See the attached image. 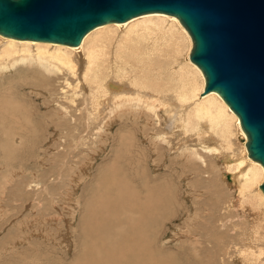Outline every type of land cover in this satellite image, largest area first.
<instances>
[{
    "label": "bare ground",
    "instance_id": "bare-ground-1",
    "mask_svg": "<svg viewBox=\"0 0 264 264\" xmlns=\"http://www.w3.org/2000/svg\"><path fill=\"white\" fill-rule=\"evenodd\" d=\"M160 14H144L124 23L97 27L83 37L78 47H70L71 49L66 45L18 40L0 35V80L7 75L10 76V74L17 76L18 73H21V70H26L27 72H34L37 77L32 80H24L20 77L21 86L31 85L33 91H37V88L42 89L41 87L44 86L42 91L44 88L47 91V87L51 85V88L53 87L52 82L50 85V79L53 75L59 74L61 79H63L64 87L62 84L59 85L62 86L61 90L72 86L70 79H74L76 84L73 87L76 90H70L72 93L70 101L72 102L75 99V95H82L80 96L82 100L79 99L81 101L79 104V101L72 103L73 105L74 103L77 104L74 106L75 108L71 106L72 104L65 106L58 104V102L53 103L58 98H53L54 100H52L55 113L52 112L51 120H49L53 134H49V136L52 135V139L56 141H59V137L60 139L71 137L72 139L73 129L75 131L80 130L79 138L81 139L87 138L93 141L89 135L94 133L98 139L100 138L105 141L103 143H106V137L98 133L110 134V130H108L110 126L109 118L106 122L99 121L106 112L109 113V116L114 114L113 117L118 118V121H122L121 127L129 133L132 132L127 128V123H129L127 119L134 118L139 123L140 127L137 132L143 141L146 144H149V141L154 143L155 150L149 146L152 152L158 151V143H161V146L168 147L171 143L169 136L172 139H176V136L192 138L194 141H188L190 144H188L187 151L184 153L186 158L205 165L206 158L203 153H206L208 156L212 155L217 163L222 161V164L220 163L222 168L219 169L223 171V175L216 176L217 178L220 177V179L218 178L220 187H223L228 192V195L224 196L226 192L222 195L224 198L228 197L225 199L228 205L227 210H230L231 207L236 210L238 203H241L242 207L247 205V209L249 206L248 210H250V213L258 218H249V216H246V209L243 208L245 210L242 213L238 214L236 212L237 222L232 223V229L228 232L225 226L219 225V223L216 224L218 221L215 215L211 218L212 222H210L209 218H201L200 220V218L195 217L198 225H195L197 222L193 221V225L196 227L194 231L191 230L190 232L192 234L195 233V236L207 234L208 240H206L210 242L211 246L206 248V245L197 247L195 244L191 246L187 244L188 248H186L183 245L180 253H177L179 250L177 251L176 247V256L181 261L178 262L176 256H167L161 259L162 255H158L161 250L157 248V241L159 233H161V224L170 219L174 212L172 210L173 207H171L172 205L175 207L174 200L176 199L175 194L172 193L173 187L171 188L170 183L166 180L167 176L162 177L159 181L158 178L151 179L147 177L146 170L149 157L146 156L145 150L148 148L141 144V139L138 140L140 143H138L137 147L131 137L120 134V146H122L123 151L116 154V157H118L116 158V164L105 166L100 171L96 182H93L95 186L94 192L92 195L88 194L84 210L81 213L80 223L85 240L81 244V247H83L81 249L82 252L75 257L73 264H235L234 257L232 256L233 258L231 259V255L229 256L231 249L236 251L237 259L240 258L239 262L241 263L238 264H264V224L262 220L264 214V192L261 189V185L264 182V167L249 156L246 146L248 136L243 131L238 116L217 92H204L206 85L205 76L201 69L191 61L190 54L187 56L188 60L180 57L183 52L182 49L180 53V49L181 47L183 48L186 42L193 47L192 41L190 43L192 39L188 31L176 17ZM168 17L174 18L178 22L173 19L170 20ZM192 47L189 48L192 50ZM72 49L81 55L80 58ZM14 70H16L15 73H13ZM15 80L8 78L6 85L3 83L0 88V140L1 137L5 140V143L1 141L0 144L2 145V153L10 154L17 151V147L11 144L10 136L26 134L31 128L27 122L28 120L21 117L23 111L19 107L11 105L10 90L16 89ZM78 89L79 91H77ZM67 98V100L70 99L69 97ZM72 98L74 99L72 100ZM64 102L69 104V101ZM125 115H127V119L122 117ZM56 136L58 137L55 138ZM100 139L98 140V145ZM177 139L179 140L180 138ZM183 145L185 147V144ZM130 146H135L138 149L131 153ZM86 147L89 146H81L80 148ZM58 148L60 147L55 143L50 148L48 157L50 162H55L56 158H54V155L58 154ZM77 149L79 150V147ZM179 150L181 149L179 148ZM175 151L178 152V148ZM164 152H162V155H164ZM129 153L131 154L126 158H121ZM82 155L84 154L82 153ZM178 155L180 156V153ZM178 155L176 154V156ZM180 157L182 161V156ZM151 160H153L154 165L157 163V157L152 156ZM120 161H124L121 167L118 165ZM162 162L164 163V161ZM183 162L185 161L183 160ZM181 165L183 167L185 164L181 162ZM195 168L198 169L197 167ZM199 170L198 173H202ZM205 173L206 170L204 171ZM215 173L220 172L215 170ZM14 174L17 173L12 172L8 178L5 177L6 179H2L3 181L0 183L1 201H11L10 196H12L13 191L10 190L9 187L11 186L9 184L15 182L13 180V176L16 177ZM77 174L78 176L80 175L79 173ZM133 174L134 176H132ZM213 174L212 176H215ZM43 175L42 177H44ZM210 175L209 178H211ZM205 176L206 182H208L207 175ZM169 177L171 176L169 175ZM72 178L73 181H77L74 176ZM186 178L188 180L189 177L186 176ZM70 180L69 178L65 185H68ZM17 183L14 188L21 189L20 198L22 200H27V196L33 197L34 201L32 203L27 200V203H31L27 207L33 206L34 202H38L37 204L39 205L46 200H49L53 206L56 203L53 187L51 189L48 185L35 187L33 184L34 187L32 185L31 187L34 189L29 192V187L24 188L25 186L20 184L22 182ZM27 185L30 186L29 181ZM235 185L236 191L232 189ZM220 187L218 191L221 192ZM207 194L209 195V193ZM187 195L189 196L190 194ZM214 195L216 196V194ZM217 195L221 197L220 193ZM181 196L183 197L184 195ZM236 196L239 200L237 202H235L237 200L235 199ZM188 199L191 200L190 198ZM229 200L231 201L229 202ZM234 202L235 204H233ZM204 203L199 204L201 206ZM34 205L36 206L35 203ZM260 208V215H258ZM0 209L3 211L7 210L2 205H0ZM195 210L197 209L195 208ZM219 211L221 210L219 209ZM8 212L9 210L4 214L8 215ZM231 214L233 215V213ZM6 215L2 219H5ZM193 216H195L194 213ZM231 217L228 218L231 219ZM24 220L28 221L30 219ZM24 220L23 224L29 226L27 230L23 229L19 234L15 232L16 238H11L10 233L1 237L0 264L43 263L42 243L39 240L32 242L33 236H30L31 233L29 234L34 229L35 231L38 228L43 230V227L38 223L32 224L33 221L32 223H26ZM45 221L49 222L48 219L44 220L42 226L45 225ZM242 221L245 222L247 228H244L243 231H237V227H240V222ZM225 225L228 226L227 224ZM186 226L188 227V225ZM19 227L20 222L17 226H13V229L18 230ZM153 232L154 237L151 236ZM192 234L190 236H193ZM190 236L189 239L195 241ZM205 238L203 237V239ZM225 238L228 241H226L227 245H221L222 240ZM10 239L12 240L11 243L3 247ZM198 241L201 242L202 240ZM25 244L27 245L25 246ZM158 244L160 245V243ZM168 249H166L167 252L165 253H174V250L170 252L172 249Z\"/></svg>",
    "mask_w": 264,
    "mask_h": 264
},
{
    "label": "rangeland",
    "instance_id": "rangeland-1",
    "mask_svg": "<svg viewBox=\"0 0 264 264\" xmlns=\"http://www.w3.org/2000/svg\"><path fill=\"white\" fill-rule=\"evenodd\" d=\"M169 19L170 20H172V19L176 20L174 18H169ZM186 40H188V39H186ZM191 41L192 40H190V43H191ZM189 45L190 44H188L186 42L183 45V48L181 47L180 53L183 49V52L180 55V57L182 59L188 60L187 56L190 54V51H191V48H189V47H192ZM73 52L75 54H77V56L80 58L81 55H79V53L77 51L73 50ZM185 52L187 55L185 54ZM83 59H84V57H83ZM79 61L81 62V60H79ZM15 72H16V70L13 71V73H15ZM20 77H22V79H24V80L25 79H27V80L31 79L32 80V79H36L37 76L35 75L34 72H27L26 70H21V73H18L17 76H15L14 74H10V76L7 75L2 80H0V88H1V86H2L1 84L4 83L6 85V83H7L6 81H8V78H11L13 80L16 79L15 80L16 81V89L13 91L10 90L11 105L17 106L23 111V113H21V117L23 119L28 120L27 122L29 123V127H31V128H29L30 131L26 132V134L22 133L21 135L10 136V139L12 142L11 144H14V146L17 147V151H15L13 154L5 153V152L2 153V148H1L2 145L0 144V183L6 179L5 177L8 178L9 174H11L12 172L18 174V175L14 174L17 178L13 176V180L15 181L14 182L15 184L14 183L9 184L11 186L9 188L11 191H13V194H14V196L12 194L13 197L10 196L11 201H9V200L1 201V199H0V205H2L3 207H6L7 208L6 211L9 210V212H10V214L8 212V215H6V214H4V213H6V211L5 210L3 211L0 209V214H1L0 215V218H1L0 219V240H1L2 236H5L8 233H10L9 235L11 238H13V237L16 238L17 237L16 234H19L23 229L27 230L29 228V226L23 224L24 219H30L28 221L24 220V222H26V223L27 222L32 223V221H33L32 224H36V223L40 224L41 227H43V230H42V228H38V229H36V231L34 229L33 232H29V234L31 233L30 236H33L32 242L33 241L36 242L37 240H39L42 243V246H41V251L43 254V257H42L43 263L42 264H48V263L49 264H73L75 257L77 255L81 254V252H82L81 249L83 248V247H81V244L84 243L85 235H84V232L82 231L83 229H81L82 225L80 223V216H81L82 211L84 210V205L86 204V200L88 199V194L92 195L94 192V189H95L94 183L96 182V179L98 178L97 177L98 174L100 173V171L105 166H112L113 163L116 164L117 163L116 158H118V157H116V154L122 153V151H123L122 146H120V141H121L120 134L131 137L133 139V141L137 144V147H138V143H140V142H138V140L141 139V144L148 148L145 150V152H146L145 154H146V156L149 157V160H151L152 156L157 157V163L155 165L153 163V160L149 161L147 159L148 160L147 170H146L147 171L146 172L147 177H149L151 179L158 178V181H159L162 179V177L167 176L166 180L170 183L171 188L172 187L174 188V189L172 188V193L175 194V197L177 199V200L176 199L174 200L175 207H174V205L171 206V207H173L172 210L174 212H173V215L170 217V219H168L163 224H161V226H160L161 233H159V237H158V241H157V248L158 249L160 248L159 250H161L158 255L159 256L162 255L161 259L163 257H167V256H176L177 253L181 252V250H182L181 246L183 247V245L186 246V248H188L187 244H189L190 246L195 244L197 247H204L206 245L205 246L206 248L211 246L209 244L210 242L207 241L208 240L207 234L202 235V236L199 234V235L195 236L194 235L195 233L192 234L190 232L191 230L194 231V229L196 227L195 225H198L196 218H198V219L200 218V220H201V218H203V219L209 218L210 222H212L211 218L215 215L217 217V221H218V222H216V224L219 223V225L225 226L227 228L226 230L229 232V230L232 229V225L237 222L238 218L236 217V214L237 213L240 214L243 212V210H245V209L248 210L250 208L248 206V209H247L246 208L247 205H244L245 207L244 206L242 207L241 203L240 204L238 203L239 207L237 205L236 210L232 209L233 207L230 208L231 211L227 210L228 205L226 203L227 200H225V199L228 197L227 196H226V198L222 197L224 192H226L227 190H225L223 187H220L221 185H219V183H218V180L220 179V177H218L219 179L217 178V176L223 175V171L220 170L222 168L220 166V163L222 161L218 162L219 163L218 164L217 161H214V159H213L214 157L212 155L208 156V154H206V153H203V155H205V158H206L205 159L206 160L205 165H202L200 162L196 163L193 160L191 161L188 158H186V156H184V153L187 151L186 149L188 147V144H190L188 141H194L192 138H187V137H183V136H176V139L177 138H180V139L176 140L173 137L175 139L174 140V139H172L171 136H169V138L171 139V143H173V144L170 143L171 145L169 144V146H168L169 149H168V147L161 146L162 145L161 143H158V147H159L158 151L156 150V152H152L151 148L153 150L156 149L154 146V143L148 140L149 144H146V142L143 141L142 137H140L139 133L137 132V131H139V127H140L139 123H137V121L134 120V118H132V117L129 119L127 117V115L122 116V117L124 119L128 118L127 120L129 123H127V128H129L132 133L126 132L125 129L123 127H121V125L123 124L122 121H118V118L113 117L114 114H110L111 116H109V113L106 112V114H104L99 119L100 122H106L109 118L108 122H110V126L108 127L109 128L108 130H110V134H107L104 132H98L99 134H102L104 137H106V139H107L106 143H103L105 141H103L102 139L99 138L100 142L98 145L99 139H98L97 135H95L92 132H91L92 135H89V136L92 137L93 141H90L87 138L81 139V138H79L80 137V133H79L80 130H76L77 131L76 132L73 129H72V139H71V137H65L64 139H60V137H59V141L52 139L53 138L52 126H50L51 122H49V120H51L50 119L51 115L53 113H55L53 111V109H54L53 103L58 102V104L70 106V104H72L73 102L79 101L78 102V104H79L81 102L79 99L82 100V98H80V96H82V95H78V96L75 95L76 100L74 98H72V100L73 99L74 100L72 102L70 101L71 100V94H72L71 91L76 90V88L73 87L74 84H76L74 82V79H70V83L72 86L67 87L64 90H61L62 86L64 87L63 79H61V76L59 74L53 75V77L50 79V85L52 82L53 87L51 88V86H52L51 85V86H49L50 88L49 87H47L48 89L46 88L47 91L45 90V88L42 91V89L44 87L43 86V87H41L42 89L37 88V91H38L37 92L35 90L33 91V88H31V85L30 86L27 85L26 87H22L21 86L22 81H21ZM38 78H40V77L38 76ZM51 80H53L54 82ZM61 84H62V86H59ZM55 91L59 95H57ZM59 91H61V92H59ZM77 91H79V89ZM53 93H55V94H53ZM62 93H63V95H62ZM64 93H66L67 95ZM68 95H70V96H68ZM63 96H65V97L63 98ZM67 97H69L70 99L67 100L68 99ZM53 98L54 99L58 98L57 99L58 101L54 100ZM52 100H54V102ZM64 101H69V104H67L68 102H64ZM76 103H74V105L72 104L71 106L73 108H75L74 106L77 105ZM9 118L11 119V117H9ZM103 126H104V124H103ZM125 128H126V126H125ZM133 130H134V132H133ZM164 132H166V131H164ZM49 134H52V135L49 136ZM57 137L58 136H56L55 138H57ZM185 138H187V139H185ZM190 139H192V140H190ZM1 141H2V143H5V140L3 139V137H1L0 142ZM178 141H180V142H178ZM54 143L60 148H58V151H57L58 154L54 155L55 156L54 158H56L55 162L54 161L50 162L48 160L49 151H50V148H52L54 146ZM179 143H182V144H179ZM174 144L176 145V147ZM183 144H185V147ZM81 146H89V147H86L87 148V150H86V148H80ZM78 147H79V150H81L82 152L77 149ZM161 147H163L164 149ZM177 148H178V152L175 151V149L177 150ZM179 148L181 150H179ZM137 149L138 148H135V146H130L131 153H134ZM160 149H161V151H160ZM162 152H164L163 153L164 155H162ZM168 152H169V154L171 153L170 154L171 156L168 154ZM82 153L84 155H82ZM131 153L124 155L121 158H126ZM172 153L173 154L175 153V154L173 155ZM179 153H180V156H182V161H181V157L178 155ZM176 154L178 156H176ZM158 155H159V157H158ZM168 155H169V157H167ZM177 160H178V162H177ZM183 160L185 162H183ZM162 161H164V163L165 162L166 163L164 164ZM123 162L124 161H120L118 163V165L121 167ZM158 162H160V163H158ZM181 162H182V164H185L184 166H186V167H184V166L181 167L182 166ZM190 163H192V164H190ZM216 165H217V167H216ZM195 167L200 169L199 172L200 171L202 172V173H200V174H202L201 176L198 173V169H196ZM184 169H186V170H184ZM201 169H203V170H201ZM217 169H219V170H217ZM75 170H77V171L75 172ZM170 170H171V172H170ZM205 170H206L207 174L206 173L204 174ZM215 170H216V172H220L221 174L215 173ZM191 171H192V173H191ZM211 171L215 174V176H212L213 173ZM183 172L184 173L187 172V173L182 174ZM195 172H197V173H195ZM77 173H79L80 175L78 176ZM41 174L42 175L44 174L43 175L44 177H42ZM33 175H34V177H33ZM57 175H58V177H57ZM169 175L171 177H169ZM175 175H177V176H175ZM205 175H207V179H208L207 181L208 182H206V179H205L206 176ZM209 175L211 176V178H209ZM49 176H52V177H49ZM72 176H74V178H77L76 182L73 181ZM132 176H134V174ZM186 176L189 177L188 180H187ZM196 176H198V177H196ZM192 177H194V178H192ZM69 178L71 179L69 184L65 185L66 181H68ZM78 178H79V180H78ZM196 178H197V180L195 181ZM37 179H38V181H37ZM193 179H194V181H193ZM28 181L30 182V186L27 185ZM51 181H53V182L56 181V182H54L55 183L54 184ZM17 182H22L20 184H23L25 186L24 188L29 187V189H28L29 192L33 191L34 188H32V187H34V185H35V187H40L42 185H44V186L48 185L50 187V189L53 187V192L55 194V202L56 203L53 206L49 202V200H46L45 202L40 203L39 205L37 204L38 202H34L36 204V206L38 205L36 207L33 203V206H35L36 208L33 206L27 207V205L31 204L34 201L33 197H29V196L26 197V199L29 200V202H31V203H27L28 202L27 200H25V201L22 200L20 198L21 192H22L21 189L20 188H18V189L14 188L15 187L14 185L18 184ZM49 182H51L52 184ZM201 183H202V185H201ZM173 184H175V185H173ZM179 184L181 187L179 186ZM31 185H32V187H31ZM36 185H38V186H36ZM212 185L214 188L212 187ZM219 187L221 189V192L218 191ZM30 188H32V189H30ZM189 188H190V190H189ZM198 188H199V190H198ZM201 188H203V189H201ZM235 188H236V185L232 189L236 191ZM89 190H90V193H89ZM182 191H184V192H182ZM178 192H180V193H178ZM207 193H209V195ZM219 193H220L221 197H219V195H217ZM187 194H190V195L188 196ZM214 194H216V196ZM181 195H184V196L182 197ZM196 195H198V196H196ZM213 195H214V197H213ZM225 195H228V192H226L224 194V196ZM236 197H235V199H237V200L235 202L239 201L238 197L237 198ZM181 198H182V200H181ZM188 198H190L191 200H189ZM44 199H45V197H44ZM183 200H185V201H183ZM194 200H196L198 202H196ZM191 201L194 203H192ZM230 201L231 200H229V202ZM204 202L208 205H206ZM235 202L233 204H235ZM199 203H204V204H202L204 206H202V205L200 206ZM3 204H5V205H3ZM187 204H188V206H186ZM191 204H192V206H191ZM185 207H186V209H185ZM203 207H204V209H203ZM214 207H215V209H213ZM28 208L30 209V212H29ZM195 208L197 210H195ZM243 208H245V209H243ZM31 209L33 210L32 212H31ZM219 209L221 211H219ZM75 210H76V212H75ZM246 210H245L246 216H249V218H251V219L258 218L255 215L251 214L250 210H248V211H246ZM260 210H261V208L259 209L258 215H260ZM183 211H185V212H183ZM216 211H218V212H216ZM193 213L195 216H193ZM231 213H233V215ZM5 215H6V218L2 219L3 217H5ZM209 215H212V216H209ZM190 216H192V217H190ZM230 216H232L231 219L228 218ZM188 218H191V219H188ZM46 219H48L49 222L45 221V225L42 226V224L44 223V220H46ZM185 219H186V221H185ZM262 220H263V224H264V214L262 216ZM193 221L195 223L196 222L197 223L195 225H193V223H194ZM228 221H230V222H228ZM19 222H20L19 229L18 230L13 229V226H17V224H19ZM22 224L25 226L23 227ZM185 224L188 225L189 228ZM225 224H227L228 226H226ZM190 228H192V229H190ZM244 228H247V227H246L245 222L242 221V222H240V227H237V231H243ZM14 230H16V231H14ZM13 231H14V233H12ZM15 232H17V233L15 234ZM34 232H35V234H34ZM191 234L193 236H190ZM78 235H80V236H78ZM81 235H82V238H81ZM151 236H153V237L155 236L154 232L152 233ZM180 236H182V237H180ZM189 236H190V238L193 237L192 239H195V241L189 239ZM34 237H36V238H34ZM203 237L204 238L206 237V238L203 239ZM198 240H202V241L199 242ZM11 241H12L11 239L8 240L5 243V245H3V247L10 244ZM226 241H227L226 238L223 239L221 242V245H227L228 241L227 242ZM195 242H197V243H195ZM158 243H160V245ZM191 243H193V244H191ZM26 245L27 244H25V246ZM22 246H24V245H22ZM22 246H19V247H22ZM162 247H163V249H161ZM176 247H177V251L179 250L178 252L176 251ZM166 249H168V250L172 249L170 252H172L174 250L173 251L174 253L167 254V253H165V252H167ZM153 251H154V247H153ZM260 252H259V254H260ZM229 256L231 259L234 257L233 260H234L235 264L241 263V262H239L240 258L237 259L236 251H234L233 249H231ZM177 261L179 262L181 260L177 257Z\"/></svg>",
    "mask_w": 264,
    "mask_h": 264
},
{
    "label": "water",
    "instance_id": "water-1",
    "mask_svg": "<svg viewBox=\"0 0 264 264\" xmlns=\"http://www.w3.org/2000/svg\"><path fill=\"white\" fill-rule=\"evenodd\" d=\"M151 13L188 31L204 92L238 116L249 156L264 167V0H0V35L78 47L97 27Z\"/></svg>",
    "mask_w": 264,
    "mask_h": 264
}]
</instances>
